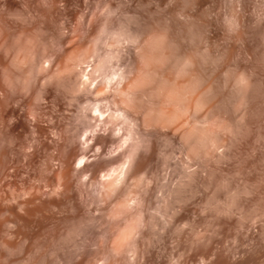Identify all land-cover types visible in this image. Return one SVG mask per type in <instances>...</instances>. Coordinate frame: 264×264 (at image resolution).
Instances as JSON below:
<instances>
[{"label": "rangeland", "instance_id": "rangeland-1", "mask_svg": "<svg viewBox=\"0 0 264 264\" xmlns=\"http://www.w3.org/2000/svg\"><path fill=\"white\" fill-rule=\"evenodd\" d=\"M0 155V264H264V0H0Z\"/></svg>", "mask_w": 264, "mask_h": 264}, {"label": "bare ground", "instance_id": "bare-ground-1", "mask_svg": "<svg viewBox=\"0 0 264 264\" xmlns=\"http://www.w3.org/2000/svg\"><path fill=\"white\" fill-rule=\"evenodd\" d=\"M171 1H172V0H171ZM175 1H176V0H175ZM201 1H202V0H201ZM196 4H197V3H196ZM5 154H6V153H2L3 156H4ZM3 156H2V157H3ZM0 157H1V155H0ZM4 157H5V156H4ZM5 158H6V157H5ZM1 160H2V158H1ZM1 160H0V165L3 163V161H1Z\"/></svg>", "mask_w": 264, "mask_h": 264}]
</instances>
